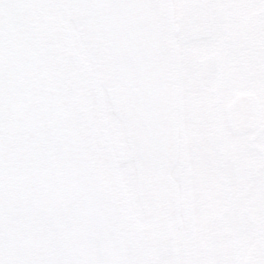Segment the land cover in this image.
Segmentation results:
<instances>
[{
  "label": "snow or ice",
  "instance_id": "snow-or-ice-1",
  "mask_svg": "<svg viewBox=\"0 0 264 264\" xmlns=\"http://www.w3.org/2000/svg\"><path fill=\"white\" fill-rule=\"evenodd\" d=\"M0 264H264V0H0Z\"/></svg>",
  "mask_w": 264,
  "mask_h": 264
}]
</instances>
